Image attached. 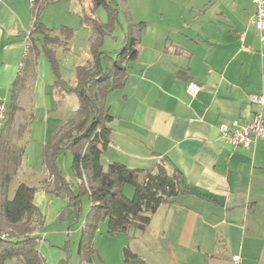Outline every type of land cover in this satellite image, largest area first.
Segmentation results:
<instances>
[{
	"label": "crops",
	"instance_id": "crops-1",
	"mask_svg": "<svg viewBox=\"0 0 264 264\" xmlns=\"http://www.w3.org/2000/svg\"><path fill=\"white\" fill-rule=\"evenodd\" d=\"M136 6L142 16L135 22L138 56L128 64L124 85L107 94L113 120L101 162L151 169L164 160L181 172L189 192L160 205L143 231L109 235L103 220L94 252L102 264H126L122 253L113 259L107 252L116 240L122 252L128 247L136 255L128 264H264V139L250 148L233 146L219 132L222 123L248 119L256 109L249 96L264 94V44L249 23L255 4L137 0ZM33 19L27 0H0L4 103L23 67L24 36ZM120 24L123 29L127 22ZM42 74L43 56L35 73L39 94L50 82ZM32 80H26L29 91ZM190 81L200 85L195 97L186 91ZM44 132L41 147L55 133L47 124ZM20 182L38 183L31 174ZM129 185L122 186L128 198L134 191ZM33 202L44 216L39 252L47 264H58L65 255L62 240L65 248L74 247L84 217L68 229L57 216L65 201L43 188ZM65 230L71 238L66 245ZM5 264L23 263L11 258Z\"/></svg>",
	"mask_w": 264,
	"mask_h": 264
},
{
	"label": "trees",
	"instance_id": "trees-1",
	"mask_svg": "<svg viewBox=\"0 0 264 264\" xmlns=\"http://www.w3.org/2000/svg\"><path fill=\"white\" fill-rule=\"evenodd\" d=\"M90 1L92 14L83 15L81 21L91 28V60L76 66V79L70 88L79 99L78 117L66 121L42 148L43 163L53 177V180L47 179L42 188L50 194L66 192L70 195V201L57 215L68 225L79 220L81 200L69 188L56 159L68 149L73 154L72 169L80 190L88 195L90 201L78 241V255L87 261L92 259L100 222L107 220L106 232L109 235L143 231L160 205L172 201L180 193L189 192L181 172L164 160H159L151 169L130 168L120 162H110L106 168L103 167L101 154L110 142L113 120L106 101L107 94L124 85L128 64L138 56L136 44L140 38V23L130 21L127 16V25L122 29V45L115 49V57L108 55L101 51V47L104 36L121 25L117 4L112 0ZM36 2L26 45V51H31L32 55H25L21 72L9 89L4 117L0 119V264L11 258L23 264H47L38 249L44 216L33 202L37 188L20 182L12 198L7 196L9 183L22 163L25 139L29 133V121L15 123V115L20 108L18 94L26 80L34 78L39 52L44 51L55 65L54 48L62 46L68 49L72 37V29L67 27L62 29L61 35H52L51 30L38 21V12L46 0ZM99 7L106 11L107 22H100L94 16V10ZM36 41L41 44V49L37 48ZM101 54L105 55V67L100 61ZM182 73L179 71L178 74L182 76ZM124 184L133 186L132 197L128 198L123 193ZM122 255L126 264L136 259L128 247H124ZM65 263L66 259H61L58 264Z\"/></svg>",
	"mask_w": 264,
	"mask_h": 264
},
{
	"label": "rangeland",
	"instance_id": "rangeland-1",
	"mask_svg": "<svg viewBox=\"0 0 264 264\" xmlns=\"http://www.w3.org/2000/svg\"><path fill=\"white\" fill-rule=\"evenodd\" d=\"M112 1L117 4L119 22H128L125 15L127 14L128 17H130L128 14L129 12L131 14L130 21H142V18H140L142 17L140 16L141 13L136 6L137 0ZM27 2L29 4L28 0ZM33 13L35 15V9ZM85 14H92L90 0H46V3L38 12V21L42 23L46 29H50L52 35H61L62 29L67 27L72 29V37L68 44V49H64L62 46H56L54 48L55 65L50 62L44 51L39 52L36 60V69H38L39 61L43 56V66H46L47 74L42 75L45 76V81H47V78L50 81L46 89L41 94L35 91V78L38 76L35 75L32 82L29 81V84L31 83L30 91L26 83L18 94L17 101L20 108L16 112L15 123L23 122L24 120L29 121V133H27L25 139L26 142L22 163L9 183L8 198H12L18 183L29 176V174H31L34 179L36 178L38 182L36 188H42L43 183L47 179L53 180V177L49 175L43 163L41 139H43L45 135L44 131L46 124L48 128L53 127L54 132H56L66 121L78 117L77 108L79 106V99L75 92L70 91V88L74 85L76 79V66L80 64L85 65L91 60L89 42L91 28L81 21ZM94 16L100 22H107V14L102 7L94 10ZM122 40L123 31L121 25H117L110 34L104 36L101 51H106L108 55L115 57L114 51L121 47ZM35 43L37 48L41 49V44L38 41ZM26 52L25 55L28 57L32 55L31 51ZM105 60V55L101 54L100 61L103 67L106 66ZM54 66H56V69H54ZM72 160L73 154L69 149L61 153L56 159V164L69 185V188L73 190L75 195H78L81 200L79 220L71 225L67 224L68 229L75 227L80 221V218L85 217L90 206L88 195L84 191L82 192L78 185L77 178L72 169ZM106 166L107 165L104 164V168H106ZM51 195L62 198L65 201L64 207H66L70 201V195L66 192H62L60 195L51 193ZM104 222H106L107 225V220ZM100 226H102L101 222ZM64 237L65 241L67 240L65 245L69 243V239L71 242L67 230H65ZM61 243L60 246L61 248L63 247L65 251L63 257V259H66L65 264H80L81 259L78 255V242H74V247L72 245L68 247L67 245L66 248L64 246V240H62ZM107 248L108 254L112 255L113 259L117 257V254L122 253V248L119 247V243L116 240L112 243H108ZM92 259L94 260L93 262H88L84 259L83 262L85 263L83 264H102L96 251L93 253Z\"/></svg>",
	"mask_w": 264,
	"mask_h": 264
},
{
	"label": "built area",
	"instance_id": "built-area-1",
	"mask_svg": "<svg viewBox=\"0 0 264 264\" xmlns=\"http://www.w3.org/2000/svg\"><path fill=\"white\" fill-rule=\"evenodd\" d=\"M32 10L36 12V0H28ZM255 4V12L249 18V23L254 26L257 31L259 41L264 44V0H252ZM35 17V15H34ZM29 31L25 32V42L27 45V37ZM200 89V85L190 81L186 86V91L191 97H195ZM249 100L256 106L251 116L243 121L238 119L230 123H222L219 125V132L229 144L233 146H243L246 148L253 147L257 140L264 139V94L252 93ZM5 103L0 98V119L4 117ZM238 257H235L237 260Z\"/></svg>",
	"mask_w": 264,
	"mask_h": 264
}]
</instances>
